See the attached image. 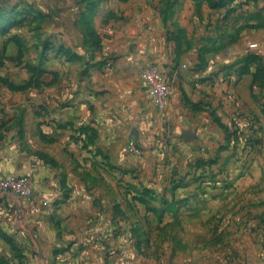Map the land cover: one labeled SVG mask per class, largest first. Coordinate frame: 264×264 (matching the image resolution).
<instances>
[{
  "label": "rangeland",
  "instance_id": "obj_1",
  "mask_svg": "<svg viewBox=\"0 0 264 264\" xmlns=\"http://www.w3.org/2000/svg\"><path fill=\"white\" fill-rule=\"evenodd\" d=\"M104 1L0 0V101L30 99L60 72L65 79L80 80L99 68V6ZM137 1L146 3L158 21L147 20L133 30L145 32L158 48L169 46L174 65L195 48L197 70L206 73L218 65L201 80L222 73L232 84L247 81L239 93H225L215 106L209 95L210 100L203 96L204 88L199 100L185 96V106L196 112L199 125L184 130L164 119L169 99L159 109L141 86L147 109L160 119L154 130L152 123L141 124L142 132L151 134L138 137L135 121L119 162L112 163L99 148L83 157L106 180L99 189L120 194L111 204L112 214H100L103 223L96 240L103 245L118 242L120 247L107 250L109 264L113 256L127 257L132 264H257L264 258V0ZM115 16V11L107 12L102 27L109 31L108 19ZM149 66L166 76L171 89V75L155 60L138 67L141 85L140 72ZM12 108L19 111L16 104ZM37 111L44 115L46 108L40 105ZM71 125L60 122L55 128ZM93 139L88 124L71 135L84 149ZM4 175L27 176L34 187L30 197L9 194L0 199V264H58L54 256L62 249L49 248L42 236L38 240L21 212V201L40 194L43 184L31 174L0 173ZM110 176L113 183L107 181ZM8 199L18 201L19 215L14 209L15 223L4 229ZM50 206L42 205L47 211ZM49 213L59 236V220Z\"/></svg>",
  "mask_w": 264,
  "mask_h": 264
},
{
  "label": "crops",
  "instance_id": "obj_2",
  "mask_svg": "<svg viewBox=\"0 0 264 264\" xmlns=\"http://www.w3.org/2000/svg\"><path fill=\"white\" fill-rule=\"evenodd\" d=\"M141 6L146 10L138 13L137 8ZM148 9L146 3L137 0L102 2L99 35L103 47L99 50V68H91L80 80L74 76L65 79L60 72L59 78L30 99L17 97L15 101L9 102L7 98L0 101V173L31 174L36 182L43 184L40 194L32 200L21 201V212L27 227L36 230L38 240L42 236L41 241L49 248L62 249L54 256L58 264H105L110 261L107 250L120 247L116 240H109L105 245L96 240L99 223H103L99 221L100 214L111 215V204L120 194L99 189V183L106 180L94 172L91 161L83 157L90 155L88 150L99 148L108 153L112 163L119 162L118 154L123 151L135 121L139 124L138 137L151 134L142 132L143 124L152 123L153 130L159 124L158 114L148 110L144 103L139 66L155 60L171 75L172 86L163 116L181 130L199 125L197 116L193 117L196 112L185 106V96L199 100L200 88H204L203 96L211 98L215 106L225 93L229 96L231 92L239 93L247 81L244 78L232 84L230 77L222 73H213L211 79L201 80L210 70H218V65L211 66L206 73L197 70L195 48L182 54L179 65H174L169 46L158 48L145 32L133 30V26L140 27V23L147 20L156 24L155 14ZM109 11H115L116 16L108 19L107 26H111L108 31L102 24ZM195 36L188 34L192 39ZM13 104L18 105L19 111H13ZM40 105L46 108L44 115L37 111ZM67 121H72V125L56 130V123ZM82 124L94 129L95 139L88 143L87 149L83 148L81 140H71V135L76 134ZM107 181L113 183L115 179L110 176ZM40 199L51 204L48 210L59 220V236ZM6 205V209H13H8L9 218L2 225L4 229L14 225V209L19 215L20 206L15 199H8ZM99 205L103 208L99 209ZM115 210L119 212L118 206ZM209 210L202 208L201 211ZM257 264H261V259Z\"/></svg>",
  "mask_w": 264,
  "mask_h": 264
},
{
  "label": "built area",
  "instance_id": "obj_3",
  "mask_svg": "<svg viewBox=\"0 0 264 264\" xmlns=\"http://www.w3.org/2000/svg\"><path fill=\"white\" fill-rule=\"evenodd\" d=\"M140 78L143 81L147 97L159 109H163L170 94L169 80L154 66L142 69L140 72ZM33 187L34 185L31 178L24 175L0 176V195L11 194L18 195L20 197H30L33 194ZM41 204L47 206L48 202L47 200L42 199ZM2 209L3 207L0 206V210ZM112 263L132 264L131 260L127 257L118 260L114 256L112 257ZM261 264H264V258L261 260Z\"/></svg>",
  "mask_w": 264,
  "mask_h": 264
},
{
  "label": "water",
  "instance_id": "obj_4",
  "mask_svg": "<svg viewBox=\"0 0 264 264\" xmlns=\"http://www.w3.org/2000/svg\"><path fill=\"white\" fill-rule=\"evenodd\" d=\"M9 196H10L9 194H3V195L0 196V199L4 198V197H9Z\"/></svg>",
  "mask_w": 264,
  "mask_h": 264
}]
</instances>
